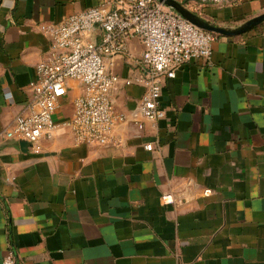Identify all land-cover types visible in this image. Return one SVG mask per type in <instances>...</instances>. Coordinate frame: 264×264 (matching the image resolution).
Segmentation results:
<instances>
[{
  "label": "crops",
  "instance_id": "obj_1",
  "mask_svg": "<svg viewBox=\"0 0 264 264\" xmlns=\"http://www.w3.org/2000/svg\"><path fill=\"white\" fill-rule=\"evenodd\" d=\"M103 2L0 0V264L9 250L17 264H264V23L220 36L210 61L179 68L156 122L141 114L143 87L124 82L139 75L144 50L128 39L105 58L121 79L113 105L129 117L110 145L76 142L67 123L83 89L74 80L51 139L24 146L3 137L52 56L40 25ZM183 6L228 29L264 14V0ZM167 195L173 202H162Z\"/></svg>",
  "mask_w": 264,
  "mask_h": 264
},
{
  "label": "built area",
  "instance_id": "obj_2",
  "mask_svg": "<svg viewBox=\"0 0 264 264\" xmlns=\"http://www.w3.org/2000/svg\"><path fill=\"white\" fill-rule=\"evenodd\" d=\"M184 5L191 0H174ZM199 9L222 5L228 0H193ZM199 15L201 12L198 13ZM103 31L100 44L89 37L96 29ZM41 31L49 38L52 56L37 66V80L30 84L33 98L26 111L16 117L11 128L2 132L9 140L36 145L51 139L59 128L54 114L68 93V82L82 85V95L74 101V114L68 124L79 144L107 146L116 128L129 121L118 112L112 93L121 79L110 72L106 57H114L128 39L137 37L144 50L136 61L139 75L125 80L127 86L144 89L141 114L156 122L166 113L161 96L166 80L176 77L183 65L193 60L210 61L219 35L199 29L157 0H104L99 7L73 14L57 23H43ZM138 129L143 125L136 123ZM146 150L152 151L151 144ZM210 190L205 192L210 194ZM165 204L171 196L162 197ZM2 264H17L16 253L9 250Z\"/></svg>",
  "mask_w": 264,
  "mask_h": 264
},
{
  "label": "water",
  "instance_id": "obj_3",
  "mask_svg": "<svg viewBox=\"0 0 264 264\" xmlns=\"http://www.w3.org/2000/svg\"><path fill=\"white\" fill-rule=\"evenodd\" d=\"M159 3L163 4L165 7L169 8L173 12L177 13L181 17H183L188 22L192 23L199 29L212 32L218 34L219 36H227V37H234L240 36L245 34L254 28L260 26L264 23V14L246 22L245 24L241 25L240 27L234 29H228L224 27L217 26L215 24L209 23L204 19L200 18L199 16L195 15L191 11H189L183 5L177 3L174 0H157ZM24 146L27 145L25 142H21Z\"/></svg>",
  "mask_w": 264,
  "mask_h": 264
}]
</instances>
